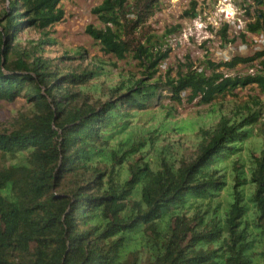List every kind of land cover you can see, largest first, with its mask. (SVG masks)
I'll list each match as a JSON object with an SVG mask.
<instances>
[{
  "label": "trees",
  "instance_id": "1",
  "mask_svg": "<svg viewBox=\"0 0 264 264\" xmlns=\"http://www.w3.org/2000/svg\"><path fill=\"white\" fill-rule=\"evenodd\" d=\"M61 2L7 0L0 12V101L29 105L0 131V264H253L251 225L264 239V101L198 127L190 157L163 143L166 124L143 129L139 119L163 92L209 105L254 85L264 99L263 75L219 71L254 61L264 70V49L207 61L209 75L188 62L159 78L169 49L140 45L142 76L101 86L102 67L63 74L44 57L49 42L19 41L60 23ZM157 8L158 0H102L92 14L103 28L85 32L123 60L125 27L136 30ZM247 30L264 33L263 12ZM217 35L236 41L226 26Z\"/></svg>",
  "mask_w": 264,
  "mask_h": 264
},
{
  "label": "rangeland",
  "instance_id": "2",
  "mask_svg": "<svg viewBox=\"0 0 264 264\" xmlns=\"http://www.w3.org/2000/svg\"><path fill=\"white\" fill-rule=\"evenodd\" d=\"M240 9H246L244 20L246 24H253L259 12L264 13V5L256 4L254 0H233ZM102 0H62L61 8L64 11V19L50 28L39 32L30 29L19 35L20 42L28 40L44 39L49 42L44 48V57L55 60L59 70L64 73L80 69H92L102 67L103 75L100 76L98 84H114L126 78L142 76L141 60L136 59L135 51L138 46H145L153 52H164L169 49L168 57L159 64L157 77L163 78L167 75L174 77L182 67L191 63L193 67L211 73L206 62H221L219 52L228 50L222 39L217 35L219 29L207 30L195 29L193 35L183 41L181 38L183 30L193 27L204 21V13L211 11L216 0H210L208 6L196 5L194 15H186L192 9V3L186 4L182 0H158V8L136 30L125 27L123 39L130 45V51L123 60H118L112 55L104 54L101 46L94 41L85 30L88 26L102 29L103 25L92 14V9L99 5ZM7 0H0V12L7 7ZM127 18L133 22L132 16ZM175 30L173 32H170ZM215 30V31H214ZM261 33H252L248 30L244 40L239 39L231 43L233 47L246 45V50L231 52L230 55L238 57H250L259 48L264 49V44H256ZM181 40V41H180ZM231 46V47H232ZM63 57L70 58L68 60ZM188 57V59H187ZM61 59V60H60ZM60 60V61H59ZM220 72L230 77H241L249 74H261L264 70L258 61L248 64H239L232 70L224 68ZM164 98L153 107L140 114L139 126L143 129L153 124H166L161 137L164 144H170L169 149L176 150L185 157L193 155L196 145V133L198 127L208 128L213 125L221 115L233 116L234 113L243 110L246 106L256 107V101H264L263 95L254 86L237 88L232 93L219 97L209 105L200 104L198 99L188 101L187 93L181 95V102L177 103L169 99L168 93H162ZM29 110V105L21 99L7 103L0 101V131H7L13 118L18 114ZM264 121V115H263ZM171 128H174L171 130ZM181 129V130H180ZM259 134V132H258ZM255 239V259L253 264H264L260 253L264 251V239L259 234L260 228L251 225Z\"/></svg>",
  "mask_w": 264,
  "mask_h": 264
},
{
  "label": "built area",
  "instance_id": "3",
  "mask_svg": "<svg viewBox=\"0 0 264 264\" xmlns=\"http://www.w3.org/2000/svg\"><path fill=\"white\" fill-rule=\"evenodd\" d=\"M173 2H179V0H172ZM186 4H191L192 6L203 5L208 6L210 0H182ZM244 13H246V9L240 10L233 0H216V3L212 5L211 11L209 13H204V21L195 24L193 27L186 28L182 32V40L185 41L188 36L193 35L195 29L198 30H207L209 26L212 29H221L222 27H227V36L228 39H241V35L246 37L247 35V25L246 20H244ZM214 30V31H215ZM218 30V31H219ZM181 41V40H180ZM256 44H264V33L260 36L259 40H254ZM231 43L226 44L225 47H228V50H224L223 52H219V57L221 61L228 62L232 58L230 55L231 52L246 50V45H239L238 47H231ZM264 47V46H263ZM259 48L256 51H260ZM200 71V69H199Z\"/></svg>",
  "mask_w": 264,
  "mask_h": 264
},
{
  "label": "water",
  "instance_id": "4",
  "mask_svg": "<svg viewBox=\"0 0 264 264\" xmlns=\"http://www.w3.org/2000/svg\"><path fill=\"white\" fill-rule=\"evenodd\" d=\"M261 18V17H260Z\"/></svg>",
  "mask_w": 264,
  "mask_h": 264
}]
</instances>
